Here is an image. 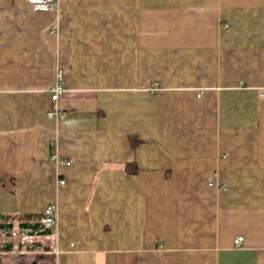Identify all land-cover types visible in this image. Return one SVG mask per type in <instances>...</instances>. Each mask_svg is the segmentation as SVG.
I'll return each mask as SVG.
<instances>
[{
  "label": "crops",
  "instance_id": "obj_1",
  "mask_svg": "<svg viewBox=\"0 0 264 264\" xmlns=\"http://www.w3.org/2000/svg\"><path fill=\"white\" fill-rule=\"evenodd\" d=\"M261 92L264 0H0V216L56 207L15 242L60 264H264Z\"/></svg>",
  "mask_w": 264,
  "mask_h": 264
},
{
  "label": "trees",
  "instance_id": "obj_2",
  "mask_svg": "<svg viewBox=\"0 0 264 264\" xmlns=\"http://www.w3.org/2000/svg\"><path fill=\"white\" fill-rule=\"evenodd\" d=\"M135 172L131 171L129 173ZM12 181L11 177L4 178L0 176V190L12 185ZM47 220V217L42 215H30L19 220L10 215L0 216V264H55L51 240H49L48 247L41 242L29 243L28 240L15 242L16 236L25 239H51L54 228L46 225ZM13 252H19L16 260L11 256ZM33 252H41V254L29 255Z\"/></svg>",
  "mask_w": 264,
  "mask_h": 264
},
{
  "label": "built area",
  "instance_id": "obj_3",
  "mask_svg": "<svg viewBox=\"0 0 264 264\" xmlns=\"http://www.w3.org/2000/svg\"><path fill=\"white\" fill-rule=\"evenodd\" d=\"M58 0H49V3L53 4L54 2H57ZM68 1V0H65ZM63 73L61 71H58L56 76H55V84L54 87L51 90V93L53 94V98H54V102L56 103L60 97L65 93V88L63 85ZM261 96L264 97V92H261ZM50 116H55V117H59L60 116V111L58 109H56L54 112H52L50 114ZM62 185H64L65 183L62 181L61 182ZM47 216L49 217L47 220V223L49 225H55L57 222V209L56 207H49L46 211ZM244 242V238L243 237H239L236 239L235 241V246L236 247H241L242 244ZM57 256L60 255L59 252L56 253ZM60 264V263H57Z\"/></svg>",
  "mask_w": 264,
  "mask_h": 264
},
{
  "label": "rangeland",
  "instance_id": "obj_4",
  "mask_svg": "<svg viewBox=\"0 0 264 264\" xmlns=\"http://www.w3.org/2000/svg\"><path fill=\"white\" fill-rule=\"evenodd\" d=\"M55 264H57V263L55 262Z\"/></svg>",
  "mask_w": 264,
  "mask_h": 264
}]
</instances>
